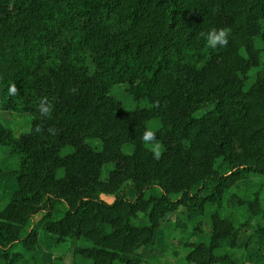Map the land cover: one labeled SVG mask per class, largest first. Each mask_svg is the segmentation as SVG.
<instances>
[{
	"label": "trees",
	"instance_id": "16d2710c",
	"mask_svg": "<svg viewBox=\"0 0 264 264\" xmlns=\"http://www.w3.org/2000/svg\"><path fill=\"white\" fill-rule=\"evenodd\" d=\"M221 28L229 44L207 47L201 34ZM263 54L264 0H0V111L31 117L18 136L0 119L18 160L0 264H39V233L53 252L86 243L55 264H175L174 251L185 264H252L255 251L264 264V182L233 192L264 178ZM122 85L148 106L126 111L111 94ZM152 122L159 159L140 139ZM183 208L200 213L188 237L148 263L143 249ZM206 218L209 237L191 241Z\"/></svg>",
	"mask_w": 264,
	"mask_h": 264
},
{
	"label": "rangeland",
	"instance_id": "374dc122",
	"mask_svg": "<svg viewBox=\"0 0 264 264\" xmlns=\"http://www.w3.org/2000/svg\"><path fill=\"white\" fill-rule=\"evenodd\" d=\"M261 71L264 75V54L262 55L261 59ZM127 86H117L112 90V96L117 98L119 101L122 102L124 105V108L126 111H131L135 109L137 106L140 107H147L146 102H140L138 104H135L131 97L128 95ZM30 116L26 114H18V113H12V112H3L0 111V119L3 122V124L7 127H10L15 136H18L21 133H24L28 130V123L30 120ZM153 125L154 130L156 131L159 127V124L150 123ZM92 146L99 147V144L97 142H90ZM71 151L70 149L64 151V154ZM123 152L126 154H130L131 150L130 148H124ZM18 165V160L15 157H12L9 153V150L5 147L0 146V169L3 171L5 176L0 178V209H2L5 204L7 203L9 197L11 196L13 190H14V181L13 178L9 175L11 171L16 169ZM110 168H106L104 170V173L106 174ZM258 180L260 182H264V178L262 177H251L249 181L242 182L236 185L233 188V192L238 193L239 190L242 188H245L249 184H251L253 181ZM126 197L129 200H134V193L130 189L129 185L125 187ZM237 213H239L242 217H246V212L244 209H238ZM200 213L198 211H192V210H186V209H179L174 214L168 216L166 220L162 223L161 228L157 231L156 239L154 241V244L146 246L142 254L144 256V259L148 263H155L156 259L161 256L165 250L166 245H176L179 246L181 242V238L188 237V227L190 222H194L198 219ZM250 225L252 227L255 226V222L250 220ZM209 223L208 218L204 220V224L202 226V229L204 231V234L202 237L197 236H189V239L194 242L198 241H204L207 240L209 237V226L207 225ZM264 224V221H263ZM39 242L41 244V252L37 255L39 264H55L53 258L55 256L61 255L64 250L68 247L75 248V247H81L84 246L86 243L84 241H77V240H69L64 245L58 247L57 250L54 252L52 251L53 247V241L52 239L44 235L42 233H39ZM172 257L175 259V264H181L179 253L177 251H174L172 254ZM249 259L252 264H259L263 259V253H257L255 251H250ZM65 263H68L69 257L64 258ZM75 264V263H74ZM76 264H90V261L88 260H78Z\"/></svg>",
	"mask_w": 264,
	"mask_h": 264
},
{
	"label": "clouds",
	"instance_id": "9594fccd",
	"mask_svg": "<svg viewBox=\"0 0 264 264\" xmlns=\"http://www.w3.org/2000/svg\"><path fill=\"white\" fill-rule=\"evenodd\" d=\"M206 46L211 49L224 48L229 44V30L228 29H211L207 33H202ZM9 94L16 93L15 84H12L9 89ZM39 113L42 117H47L52 111V105L47 101V98L41 99L38 105ZM37 132H40L39 127L36 128ZM49 131H52L51 129ZM141 142L152 153L154 159H159L163 146L156 138V131L152 124H147L141 135Z\"/></svg>",
	"mask_w": 264,
	"mask_h": 264
},
{
	"label": "crops",
	"instance_id": "0c3cea01",
	"mask_svg": "<svg viewBox=\"0 0 264 264\" xmlns=\"http://www.w3.org/2000/svg\"><path fill=\"white\" fill-rule=\"evenodd\" d=\"M207 225L209 226V228H210V223H207ZM179 261H181V264H185L184 263V260H182V259H180ZM52 264V263H51ZM91 264V263H90ZM117 264V263H116Z\"/></svg>",
	"mask_w": 264,
	"mask_h": 264
}]
</instances>
